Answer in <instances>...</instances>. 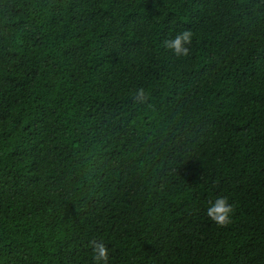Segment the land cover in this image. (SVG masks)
<instances>
[{
	"label": "trees",
	"instance_id": "1",
	"mask_svg": "<svg viewBox=\"0 0 264 264\" xmlns=\"http://www.w3.org/2000/svg\"><path fill=\"white\" fill-rule=\"evenodd\" d=\"M99 244L107 264H264L262 0H0V264Z\"/></svg>",
	"mask_w": 264,
	"mask_h": 264
},
{
	"label": "clouds",
	"instance_id": "2",
	"mask_svg": "<svg viewBox=\"0 0 264 264\" xmlns=\"http://www.w3.org/2000/svg\"><path fill=\"white\" fill-rule=\"evenodd\" d=\"M264 2V0H262ZM191 41V33L183 31L177 33L172 39L165 41V47L170 49L174 55L185 56L188 54L187 45ZM138 102H143L144 92L138 90L135 94ZM234 213V206L225 196H217L205 208L206 216L215 224L223 227L226 226ZM107 249L103 244L96 245L93 251L94 264H107Z\"/></svg>",
	"mask_w": 264,
	"mask_h": 264
}]
</instances>
